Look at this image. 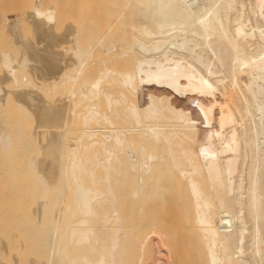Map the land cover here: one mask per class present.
<instances>
[{
  "label": "bare ground",
  "instance_id": "6f19581e",
  "mask_svg": "<svg viewBox=\"0 0 264 264\" xmlns=\"http://www.w3.org/2000/svg\"><path fill=\"white\" fill-rule=\"evenodd\" d=\"M33 1L55 96L18 106L61 129L45 165L0 120V264H164L177 236L192 264H264V0ZM0 56V80L33 84Z\"/></svg>",
  "mask_w": 264,
  "mask_h": 264
},
{
  "label": "rangeland",
  "instance_id": "374dc122",
  "mask_svg": "<svg viewBox=\"0 0 264 264\" xmlns=\"http://www.w3.org/2000/svg\"><path fill=\"white\" fill-rule=\"evenodd\" d=\"M28 1V0H27ZM25 2V4H26V6H25V4L23 5V1L22 0H2V1H0V10H1V7L4 5V7L6 6L7 7V2H8V4H9V2H13V6H15V9L13 8V10H12V12L13 11H15V12H7V14H5L4 13V11L1 13V11H0V13H1V16H2V14H3V16H2V18L4 19L5 18V20H6V22H5V24L3 25V22H2V25H1V20H0V53L1 54H8V53H10V57H11V55L15 58H12L11 57V59L13 60V65L17 68V73L18 72H20V73H18V75L20 76L21 74H22V76H24L25 74V76H26V78L29 80V81H34L33 82V84L35 83V85H33L32 83V85L31 84H29V85H27L26 86V84L24 85V84H22V85H24V86H22L21 84H20V82L18 83V84H12V83H10V82H7V81H3V80H0V88H2V93H0V98H2L3 99V103H1L0 102V109H3V110H0V115H1V113H2V118L0 117V120H1V122H2V120H8V121H3V123L5 124V126H8L7 124H9V121H10V124L12 123V125H9V127L12 129V127H13V129L11 130L10 128H9V131L10 132H14L15 133V131L17 130V133H15L16 135L19 133V139H20V141H21V137H20V135L22 136V133H20V132H18V131H22V129H23V133H25V135L26 136H29V133H30V135L32 136H29V138L28 139H30V137L32 138V140H31V144H30V140H29V142L26 140V139H24V141L26 140V142H24L23 140V142H24V146L26 145V143L28 142L29 143V148L27 149V148H23L25 151H26V149L28 150V152L26 151V153L27 154H29V156L31 157L32 155H33V157H36V154H38L39 156V158L42 160H44V163H45V165H48V164H50V163H52V158H51V156L49 155V153H48V151H45L46 150V146H47V143H48V141L49 140H51V137H52V132H53V130H60L61 128L60 127H58V128H53L52 127V124H51V122H48L49 121V119H41L42 117L40 116V113L39 112H37V111H35V110H33L32 108H27L26 106V111H22V110H20V106H18V102L19 101H21L22 100V95H20L19 93H17L16 94V92L19 90V92H21V91H23L24 89H25V91L26 90H30V91H33L34 92V87L35 86H37V88H35L36 90H38V88L40 89V91L42 92H40V91H35L34 92V94H37V92L39 93H41V98L40 99H38V100H41L42 98H45V101H47V99H46V96H47V98H48V100L49 99H52V97H54L55 95H53V93H51V91H50V96L49 95H47V93H49L48 92V90H50V84H51V81L50 80H48V77L50 76V73H49V75H48V68H49V66L47 67V65H45V64H43L42 66H41V64H42V62H40V54H44V59L43 60H49L50 59V55H48V52H49V54H51L50 52H51V49L49 50V49H45V51L47 52V55H46V52L44 51H42V50H44V47H45V44L43 45V46H39V45H37L38 44V42H39V40H40V38H42V37H48L49 36V33H50V30L49 29H46L45 30V32H44V34H45V36H42L41 35V33L39 32V30H37V25H35L34 26V22L31 20V19H29V20H27L26 18H28V14L32 11V8H31V5H32V2ZM31 1H33V0H31ZM48 1H50V2H48ZM33 2H35V0L33 1ZM48 2V3H47ZM64 2H67L66 0L64 1ZM44 4H46L47 3V7H51V6H49L50 5V3H51V0H45L44 2H43ZM43 3H42V6H43ZM2 4V5H1ZM21 4H22V6H21ZM49 4V5H48ZM53 4L54 5H56L54 2H53ZM12 6V4H9V6H8V8H11V6ZM28 5H29V9H27L28 8ZM27 7V8H26ZM44 8H45V5H44ZM3 9V8H2ZM23 9H27V11H28V13H27V11H26V13H25V10H23ZM4 10H6V8H4ZM16 13H19V15H16ZM23 14H24V16H23ZM26 15V16H25ZM5 16V17H4ZM20 17L23 19V17H25V20L23 19V23L22 24H20V22H22V19L20 20ZM20 21V22H16V21ZM24 21H26L25 23H24ZM28 21H29V23H28ZM30 21H32V22H30ZM26 24V25H25ZM7 25V26H6ZM21 27V29H20V27ZM23 25V26H22ZM27 25H28V27H27ZM31 26H32V28H31ZM3 27V28H2ZM23 27V28H22ZM11 28V29H10ZM8 29V30H7ZM27 29V30H26ZM35 29H36V31H35ZM27 31V32H26ZM4 32V33H3ZM26 32V33H25ZM37 34H38V36H39V38H38V36H37ZM22 35V36H21ZM6 37H8V38H6ZM36 37H37V39H36ZM2 38V39H1ZM27 38V39H26ZM29 38V39H28ZM34 41V42H32V40ZM35 39H36V41H35ZM25 40V41H24ZM32 43H31V42ZM7 42V43H6ZM27 42V43H26ZM2 43H3V45H2ZM5 43V44H4ZM30 43V44H29ZM34 43V44H33ZM47 43H48V41H47ZM9 47H8V46ZM28 45H30V46H28ZM36 45V46H35ZM2 46H3V48H2ZM5 46V47H4ZM7 46V47H6ZM33 46V47H32ZM49 46V45H48ZM48 46H46L47 48H49ZM25 47V48H24ZM36 48V50H38L39 51V49H40V51L37 53V51L35 50V48ZM5 48V50H3ZM12 49V50H11ZM10 50V51H9ZM28 50V51H27ZM49 50V51H48ZM8 51V52H7ZM13 51V52H12ZM3 52V53H2ZM33 52V54H31ZM37 54H36V53ZM35 53V54H34ZM33 55V56H32ZM2 56V55H1ZM0 56V57H1ZM46 56H48V57H46ZM30 57V58H29ZM36 60V61H35ZM16 61V62H15ZM46 66V67H45ZM44 67H45V71H44ZM19 68V69H18ZM42 69V70H41ZM50 69V68H49ZM35 71V72H34ZM42 71V72H41ZM50 72V71H49ZM2 73V74H1ZM0 74H1V76L2 75H4V73L1 71V58H0ZM24 74V75H23ZM32 74V75H31ZM46 74V75H45ZM33 75H35L34 77L36 78H34L33 77ZM38 76H39V79H38ZM3 77V76H2ZM32 77V78H31ZM1 79V78H0ZM20 79H21V76H20ZM31 79V80H30ZM35 79V80H34ZM47 79V80H46ZM2 81V82H1ZM49 81V82H48ZM5 82H6V84H5ZM37 82V83H36ZM4 83V84H3ZM9 84H11V86L9 85ZM48 85V86H47ZM30 86V87H29ZM31 86H33V88H31ZM6 87V88H5ZM7 87H9V89H7ZM11 87V88H10ZM42 88L44 89V90H42ZM17 91H16V90ZM22 89V90H21ZM45 89L47 90V91H45ZM6 90V91H5ZM14 90V91H13ZM64 90H65V87H63V88H61V89H59V92H64ZM47 92L46 93V96H45V94H43L44 92ZM24 92H22V94H23ZM26 93V92H25ZM40 93H39V95H40ZM42 94H43V97H42ZM57 96V95H56ZM17 99V100H16ZM44 100V99H43ZM54 100V99H53ZM51 101V100H50ZM52 102V101H51ZM50 102V103H51ZM49 103H46V105L44 106V108L45 107H50L49 105H48ZM19 107V108H18ZM17 109V110H16ZM46 109H48V108H46ZM28 110V111H27ZM12 111H14L13 113H12ZM18 111H19V113H18ZM30 112V113H29ZM11 114H13V115H11ZM4 116V117H3ZM20 116L22 117V118H20ZM37 116H38V118H37ZM14 117H16L17 119L15 120V118ZM34 120H33V119ZM37 118V119H36ZM11 119H13V120H11ZM19 119H20V121H19ZM23 119H24V121H23ZM39 119H40V121H39ZM17 121V123H15V121ZM32 120H33V125H32ZM37 121V122H36ZM42 121V122H41ZM23 122L24 123H26V127H27V130L30 128V130H28V132L26 131V127L23 125ZM30 123V124H29ZM37 123V124H36ZM42 123V124H41ZM3 124V125H4ZM17 124L19 125V126H17ZM23 125V128H22V125ZM51 124V125H50ZM0 126V129H4L3 127L4 126ZM14 125V126H13ZM41 126V127H40ZM16 127H20L19 129H17ZM32 127V128H31ZM36 127H37V130H36ZM38 127H39V129H38ZM43 127V128H42ZM6 128V127H5ZM22 128V129H21ZM34 128H35V130H34ZM46 129V130H45ZM69 130V132L68 133H70V134H72V135H74V131L73 130H71L70 129V127L68 128ZM7 130H8V128H7ZM7 130H6V132H5V129L3 130V132H5V133H7ZM24 130H25V132H24ZM38 131H40L39 133H40V135H39V133H38ZM9 132V133H10ZM35 132H36V134H35ZM0 133H2V130H0ZM12 133H11V135H12ZM34 135V136H33ZM36 136V137H35ZM49 137V138H48ZM14 138H15V136H14ZM18 138H17V136H16V140H17ZM34 139H37V141L36 140H34ZM42 139H44V140H46V142H43V140ZM40 140V141H39ZM21 141V142H22ZM41 141H42V144H41ZM16 142H18V140L16 141ZM16 142H15V144H16ZM22 142V143H23ZM22 143H20L21 144V146H23V144ZM27 143V144H28ZM43 143H44V145H43ZM35 144V145H34ZM17 145V144H16ZM34 145V146H33ZM18 147H19V143H18ZM27 147V146H26ZM15 148L17 149V146H15ZM14 148V149H15ZM34 150H32V149ZM19 149H21V147H19ZM35 149H36V152H35ZM39 149V150H38ZM22 150V149H21ZM30 150V151H29ZM32 150V151H31ZM43 150V151H42ZM20 151V150H19ZM25 151H23V152H21L22 153V155L21 154H18L17 152L18 151H16L15 153H16V156L17 157H19V158H23L24 156H26V157H29L26 153L24 154V152ZM14 153V154H15ZM46 154V155H45ZM21 157H20V156ZM1 157V156H0ZM17 157H16V160H19V158L17 159ZM49 158H50V161H49ZM1 161V163H2V157H1V159H0ZM24 161V160H23ZM3 163H4V161H3ZM17 163H18V161H17ZM24 163V162H23ZM16 164V163H15ZM14 164V165H15ZM20 164L22 165V163L20 162ZM5 165V164H4ZM24 165V164H23ZM1 166V165H0ZM14 167V166H13ZM15 167L16 168H18V167H21V166H18V165H15ZM4 168H8L7 166H5ZM4 168H3V165L1 166V168H0V174L2 173V171H4ZM8 169H10L11 170V168H10V166H9V168ZM13 170V169H12ZM11 170V171H12ZM18 170H20V171H22V168H20V169H18ZM57 169L56 168H54V169H52V171H49V176H48V179H49V185H50V187H55V188H57V181H58V176L56 175L55 176V173H57V171H56ZM5 171H6V169H5ZM9 170H7L6 171V173L8 172ZM15 171V170H14ZM16 171H17V169H16ZM20 171H17V172H15L16 174H18V176H19V174H20ZM4 173V172H3ZM2 173V174H3ZM14 173V176L16 177V174ZM53 173V174H52ZM1 174V175H2ZM5 174V173H4ZM3 174V176H2V178L4 177L5 179H6V177H5V175ZM22 174V178H21V175L19 176V178H21V181H23V179H27L28 177L27 176H29V175H25V177H23V173H21ZM1 175H0V178H1ZM7 175H8V177H9V174L7 173ZM50 175H51V177H50ZM13 176V177H14ZM17 176V177H18ZM53 176H55V177H53ZM12 176H11V178H13ZM17 177H16V179H17ZM4 178H3V180L2 179H0V183H1V180H2V182L3 181H5L4 180ZM32 178V177H31ZM55 178H56V180H55ZM10 179V178H9ZM29 179V178H28ZM52 179V180H51ZM24 180V181H25ZM7 181H8V178H7ZM12 181L14 182V181H16L15 179H12ZM12 181H10V182H12ZM20 181V180H19ZM27 181V180H26ZM30 182H31V179L29 180ZM29 181H28V183H29ZM9 181L8 182H6V184H9L10 183ZM17 183H18V185L17 186H19L20 187V184L22 183V182H18V180H17ZM16 183V184H17ZM24 183V182H23ZM2 184V186L4 187V185L5 184H3V183H1ZM5 186H7V185H5ZM16 186V185H15ZM3 187H2V189H3ZM19 187H17V192H18V190H19ZM15 188V187H14ZM7 189V188H6ZM6 189H4V190H6ZM16 189V188H15ZM23 189V188H22ZM22 189H21V187H20V190H19V193L21 194V192H22ZM3 192L4 191H2V190H0V193H2L3 194ZM4 193H6V191L4 192ZM8 193V192H7ZM9 194V193H8ZM5 195V197H6V194H4ZM0 196H1V194H0ZM1 198H2V196H1ZM3 199H4V197H3ZM1 201H2V203H1V207H2V205H3V200L2 199H0ZM4 205H5V203H4ZM5 209H6V206L4 207ZM4 208L2 207L1 209H3V211H4ZM6 210H8V208L6 209ZM11 210V209H10ZM9 210V211H10ZM17 210V209H16ZM23 210V212H25L26 210H27V212H29V213H26V217H27V215L28 214H31V215H29V218H30V220H29V222L31 221V219L34 217V215H35V213L33 214V212H32V209H31V213H30V209L28 210L27 209V207L25 208V210L24 209H22ZM0 211H2V210H0ZM2 211V213L4 214V212ZM12 212H13V209L11 210ZM10 211V212H11ZM18 211V210H17ZM17 211H15L16 213H17ZM34 211V210H33ZM6 212V211H5ZM1 213V212H0ZM7 213H9V212H6V215H7ZM22 212H21V210H20V212L18 213V214H21ZM2 214V215H3ZM12 214V213H11ZM11 214H9V217L11 216ZM15 214V213H14ZM32 214H33V217L31 218V216H32ZM5 216V215H4ZM16 216H19V215H17V214H15V217ZM8 217V215L6 216V217H4L5 219H4V221L6 220V218ZM12 217H14V215L12 216ZM13 218V219H16V220H18L17 218ZM19 217H21V218H19ZM18 218H19V221H20V219H22V217H25L24 215H20ZM26 217H25V220L23 219L22 221L24 222L25 221V223L26 222H28V220L26 221ZM0 218L1 219H3V217L0 215ZM35 218V217H34ZM1 219H0V224H1V222H4V221H1ZM34 220V219H33ZM32 220V221H33ZM21 221V222H22ZM3 225H4V223H2ZM3 225H0V230H1V227L3 226ZM178 237L179 236H177V238H176V240H171L169 243H168V245H167V249H163L164 250V252H162L161 253V255L159 256L162 260H163V262H164V264H192V262L190 261V259H188V257L187 256H185L184 255V252H183V245H182V242H181V239H179L178 240ZM153 238V237H152ZM162 250V251H163ZM171 253V255H172V260H171V262H169L168 261V256L166 257V255H169V254ZM162 254H164V255H162Z\"/></svg>",
  "mask_w": 264,
  "mask_h": 264
}]
</instances>
